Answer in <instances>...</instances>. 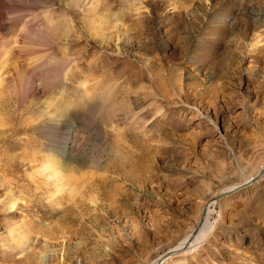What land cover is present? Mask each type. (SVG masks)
Returning a JSON list of instances; mask_svg holds the SVG:
<instances>
[{
    "label": "rangeland",
    "instance_id": "rangeland-1",
    "mask_svg": "<svg viewBox=\"0 0 264 264\" xmlns=\"http://www.w3.org/2000/svg\"><path fill=\"white\" fill-rule=\"evenodd\" d=\"M0 8L5 42L2 12L16 34L56 25L0 57V264H264V172L246 185L264 170V0ZM49 57L62 66L40 87ZM17 72L40 86L15 96ZM53 137L57 181L41 174ZM212 200L216 229L173 252Z\"/></svg>",
    "mask_w": 264,
    "mask_h": 264
},
{
    "label": "bare ground",
    "instance_id": "bare-ground-1",
    "mask_svg": "<svg viewBox=\"0 0 264 264\" xmlns=\"http://www.w3.org/2000/svg\"><path fill=\"white\" fill-rule=\"evenodd\" d=\"M20 3H21V1H20ZM5 15H6L5 12L1 13L2 20L4 22L9 23L8 28H9L10 31H12V35L15 38L13 40H7L5 42V40H3V38L0 36V57H3L2 59H4V57L7 55L6 54L7 53L6 52L7 49L8 48H10V49L18 48L19 45H20V42H21V40H20L21 36L23 34L24 35L29 34L31 32V30L34 31L33 32L34 33L33 37H37V38L40 37L42 39H46V38H50L51 37L50 36V33H51L50 31L54 28V27H52V25H53L52 18L51 19L49 18L47 20V22H43L42 20L38 19L36 21L35 25H33V24L32 25L31 24L27 25V22H25V23L22 24V27H21L22 29H20L19 32L16 34L15 32L17 30V27H18L19 23H20L19 19L15 18L14 16H13L14 18H10V17H7ZM53 26H56V25H53ZM5 58H7V57H5ZM5 60L7 61V59H5ZM6 61L4 62V64L6 63ZM7 63H8V61H7ZM57 64L55 62V59L49 57L43 63L41 62L39 65H37L35 67V70L37 71L36 72L37 75L39 74V71H41L40 75L42 73L41 79H40L41 86L40 85H38V86L43 87V82L44 83L48 82L49 80H51L52 78H54L56 76L57 69L62 66L61 64H59V66ZM2 65L3 64H1V66ZM5 65H3L4 68H5ZM1 66H0V68L4 69ZM2 74H4V73H2V72L0 73V81H2L4 79L3 77H1ZM17 74H18V72H17ZM3 76H5V75H3ZM32 78H33L32 76L29 77V76H25L23 74H20V75L18 74L15 78H13V80L15 81V83H14L15 85L12 86L13 87L12 91H13L14 95L17 96V95H20L23 91H25L27 89L31 91L34 87H38L32 82V80H33ZM23 87L25 88V90L22 89ZM74 131L75 132L73 134L68 132L67 133V137L64 138L63 148H62L63 150H65V149L66 150L67 149L68 150H72L76 146H78L76 138L79 136V133H78L79 131L78 130H74ZM105 132H106V130H105ZM105 132L103 130V134ZM54 138L55 137H53V138L48 140L49 143H50V146L48 148L52 152H51V154L48 152L50 154V156L48 155V157L46 158L45 162H43L41 164V166L43 167V169H41V174L45 173L44 174L45 178L50 177L51 179H54V180L57 181L56 177L59 176L60 171L63 170V167H62L63 164H62V161L59 158L61 156V154L58 152L57 147L52 144V143H56V144L58 143V142L54 141ZM56 138H61V136L60 137L56 136ZM49 143H48V145H49ZM263 172H264V170H263ZM60 177H61V173H60ZM251 179L252 178H250V180ZM217 205H218L217 202L214 201V200H212L208 204V206L206 207V209H205V211L203 213V218H202L201 223H200V225L201 224L202 225L200 226V228H197L196 230H194L192 232V234H190L184 241L182 240L181 243L177 247L172 248L173 252H176V251L182 249L183 253H190L191 251H194V249L197 248V246L201 242L203 243V241L205 240V238L207 236L211 235V233L216 229L217 224H218V216H219L220 212H219V210H217L218 209ZM13 207H14V202H10L9 210L11 211L13 209ZM212 215H214V216L211 217ZM171 252L172 251H170V253ZM156 261L157 260H154L152 264H157ZM164 261H165V259H162L158 264H162V263H164Z\"/></svg>",
    "mask_w": 264,
    "mask_h": 264
},
{
    "label": "water",
    "instance_id": "water-1",
    "mask_svg": "<svg viewBox=\"0 0 264 264\" xmlns=\"http://www.w3.org/2000/svg\"><path fill=\"white\" fill-rule=\"evenodd\" d=\"M262 173H263V171L259 172L254 178L257 179ZM254 178H253L252 180H250L246 185H248L250 182L254 181ZM227 193H228V192H223V193H221L220 195L215 196V198L220 197L221 195H226ZM201 220H202V218L200 219V222H199V223H201ZM166 255H167L166 253L162 254V255L157 259L156 263L158 264L162 259H164V258L166 257Z\"/></svg>",
    "mask_w": 264,
    "mask_h": 264
}]
</instances>
